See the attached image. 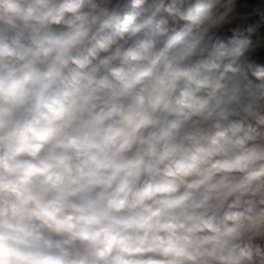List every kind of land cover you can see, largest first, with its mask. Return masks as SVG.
I'll return each mask as SVG.
<instances>
[{
  "label": "clouds",
  "instance_id": "9594fccd",
  "mask_svg": "<svg viewBox=\"0 0 264 264\" xmlns=\"http://www.w3.org/2000/svg\"><path fill=\"white\" fill-rule=\"evenodd\" d=\"M0 264H264V0H0Z\"/></svg>",
  "mask_w": 264,
  "mask_h": 264
}]
</instances>
